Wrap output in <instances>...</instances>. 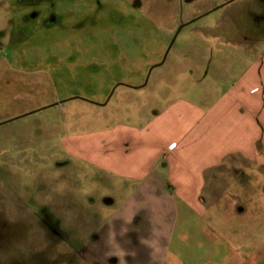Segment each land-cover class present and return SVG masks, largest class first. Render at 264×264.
<instances>
[{
	"label": "rangeland",
	"instance_id": "obj_1",
	"mask_svg": "<svg viewBox=\"0 0 264 264\" xmlns=\"http://www.w3.org/2000/svg\"><path fill=\"white\" fill-rule=\"evenodd\" d=\"M25 1L0 0V224L12 233L0 261L97 264L111 247L122 250L156 206L136 181L91 165L80 137L140 130L173 100L221 96L253 59L264 60V24L256 18L264 0H233L216 10L229 0H158L157 12L150 7L156 0H142V25L157 19L158 28L151 36L147 25L124 42L112 9L78 21L89 0H75L72 18L44 29L22 24ZM180 20L185 26L169 47ZM263 178L264 169L254 168L246 214L230 212L234 197L217 201L207 216L221 204L223 227H256L264 219ZM167 203L162 199L165 210ZM90 248L95 256L85 253Z\"/></svg>",
	"mask_w": 264,
	"mask_h": 264
},
{
	"label": "crops",
	"instance_id": "obj_2",
	"mask_svg": "<svg viewBox=\"0 0 264 264\" xmlns=\"http://www.w3.org/2000/svg\"><path fill=\"white\" fill-rule=\"evenodd\" d=\"M80 140L91 165L136 181L156 206L122 250L111 247L97 264H264V219L241 230L223 227L221 204L207 216L217 201L234 197L230 212L246 214L254 168L264 169V60L253 59L209 103L179 98L145 128H106Z\"/></svg>",
	"mask_w": 264,
	"mask_h": 264
},
{
	"label": "flooded vegetation",
	"instance_id": "obj_3",
	"mask_svg": "<svg viewBox=\"0 0 264 264\" xmlns=\"http://www.w3.org/2000/svg\"><path fill=\"white\" fill-rule=\"evenodd\" d=\"M89 0L88 8L84 9L81 13L82 14H76V18H78V21H86L96 18L98 14L96 11H102L103 13H109L110 9L114 12L115 19L118 22V26L120 27L119 31L120 34H118V40L119 41H125V37L131 38H137L138 33L143 30V28L149 29V34L152 36V28L157 29V19H152L147 21V23H143L140 21L141 17L139 14V8L142 5V0H114V4L110 6L109 2L111 0ZM121 1V2H120ZM158 0L152 2L150 4L151 8L155 7V11L157 12L158 9H156V3ZM233 0H229L226 3H223L217 7H215L213 10H216L225 4L231 2ZM75 0H26L24 2L26 13H23L20 17V21L23 25L25 24H32V23H38L40 27L44 29H48L57 25H60L62 22L64 16L72 18V10H73V3ZM93 3L96 4L95 10H91ZM119 3H122L124 6H119ZM260 9H262L260 16H256L257 20H260L264 24V4L260 3ZM115 5V6H114ZM60 7V8H58ZM160 9V8H159ZM76 12V10H75ZM96 14H95V13ZM209 12V11H208ZM206 12L205 14H207ZM197 18L190 19L188 23L195 21ZM178 28L174 35L179 33V31L185 26V23L183 21H179L177 23ZM161 32V31H160ZM165 33H161L160 35H164ZM26 35V34H25ZM113 35V34H111ZM173 35V37H174ZM175 36V38H176ZM27 39H31V36L26 35ZM71 37V35H70ZM171 38V40L173 39ZM11 40H14V38L11 36ZM54 40V39H53ZM59 40V38L57 39ZM55 39L54 42H57ZM175 40V39H174ZM135 51V49H133ZM124 52L125 50L122 48L121 50ZM12 238V233L8 228V224L2 223L0 224V246H9L10 241ZM86 254L89 253V250L85 251ZM0 264H24L19 262H12L7 261L6 263H2L0 261Z\"/></svg>",
	"mask_w": 264,
	"mask_h": 264
},
{
	"label": "water",
	"instance_id": "obj_4",
	"mask_svg": "<svg viewBox=\"0 0 264 264\" xmlns=\"http://www.w3.org/2000/svg\"><path fill=\"white\" fill-rule=\"evenodd\" d=\"M175 36H176V34L174 35L173 39L171 40L169 47H170V46L172 45V43L174 42ZM159 64H160V63H159Z\"/></svg>",
	"mask_w": 264,
	"mask_h": 264
}]
</instances>
